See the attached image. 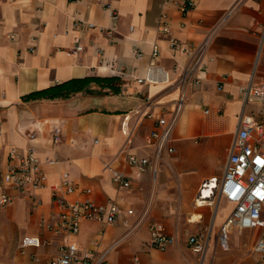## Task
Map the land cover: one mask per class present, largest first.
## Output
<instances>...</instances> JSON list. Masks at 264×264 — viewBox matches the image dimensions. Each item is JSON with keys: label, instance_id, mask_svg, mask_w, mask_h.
Instances as JSON below:
<instances>
[{"label": "crops", "instance_id": "1", "mask_svg": "<svg viewBox=\"0 0 264 264\" xmlns=\"http://www.w3.org/2000/svg\"><path fill=\"white\" fill-rule=\"evenodd\" d=\"M179 1L0 0V166L10 146L34 148L43 160H56L45 165L50 182L67 171L97 201L118 204L122 212L114 223L84 222L70 238L95 256L107 251L103 264L119 258L135 264V257L141 264H264L254 249L248 257L222 249L220 227L232 204L199 198L205 180L222 177L211 161L225 167L241 118H262V106L246 100L241 87L264 78V0H195L187 13ZM107 4L118 12L117 21ZM76 40L84 50L75 55ZM86 76L119 77L120 91L90 85L67 99L23 100ZM181 98L173 176L159 172L154 180L151 171L139 173L126 159L152 157L146 138ZM56 127L58 143L52 136ZM190 163L199 173H191ZM112 170L131 179L130 189L113 183ZM35 198L17 196L0 207V263L47 264L63 244L62 236L39 227L40 218L57 212L50 189H37ZM177 219L180 227L174 229ZM152 224L174 235L165 250L150 245ZM27 235H40L46 243L22 249ZM193 235L202 236L204 253L188 247Z\"/></svg>", "mask_w": 264, "mask_h": 264}, {"label": "built area", "instance_id": "2", "mask_svg": "<svg viewBox=\"0 0 264 264\" xmlns=\"http://www.w3.org/2000/svg\"><path fill=\"white\" fill-rule=\"evenodd\" d=\"M195 3V0L178 2L183 13H187ZM105 7L111 11L113 20L117 21L118 12L110 4ZM88 26L94 27V24L90 22ZM163 32H169L167 25H164ZM176 43L172 40L173 47H176ZM83 50L84 46L76 40L71 53L76 55ZM158 54L159 47L155 44L153 57L156 58ZM122 74L128 75L127 72ZM138 81L143 82V79L139 78ZM241 92L246 100L258 102L262 106V118L257 120L251 115L241 118L228 151L222 177L205 180L199 191L202 202L209 198H218L219 201L232 204V209L220 227L219 242L223 250L230 249V236L235 229L243 231L264 226V78L242 86ZM183 102L182 98L178 100L170 117H158L154 129L147 136V145L153 150L152 157L135 154L127 156V163L137 172L151 171L155 180L165 155L174 154L173 134ZM52 136L54 143L62 140L61 131L57 127L53 129ZM30 137L33 138L34 134ZM55 163V159L40 158L34 148L10 146L7 150V162L0 166V207H7L17 196H28L36 201L35 191L49 188L57 212L40 218L39 227L55 236H62L64 242L57 255L47 264H103L107 251L95 256L93 249H83L77 240L70 238L79 235L84 222H97L101 225L114 223L122 209L115 202L104 203L94 199L93 190L80 187L67 171L62 172L57 181L50 182L45 165ZM112 181L119 189L128 190L131 187V179L118 170H112ZM128 213L132 214L133 210L129 209ZM174 239V235L168 233L164 226H150V245L153 248L165 250ZM97 241H94V245L98 244ZM45 243L40 235H27L21 241V248H38ZM188 245L198 254L204 253L206 249L202 236L199 235L190 236ZM253 249L264 259V236L257 240ZM134 261L135 264H141L138 257Z\"/></svg>", "mask_w": 264, "mask_h": 264}, {"label": "trees", "instance_id": "3", "mask_svg": "<svg viewBox=\"0 0 264 264\" xmlns=\"http://www.w3.org/2000/svg\"><path fill=\"white\" fill-rule=\"evenodd\" d=\"M120 84L119 77L86 76L81 78H71L56 85L26 94L23 96V100L67 99L73 94L85 90L90 85L108 88L113 93H118L120 91Z\"/></svg>", "mask_w": 264, "mask_h": 264}, {"label": "rangeland", "instance_id": "4", "mask_svg": "<svg viewBox=\"0 0 264 264\" xmlns=\"http://www.w3.org/2000/svg\"><path fill=\"white\" fill-rule=\"evenodd\" d=\"M226 154L227 152L224 151L223 155L221 156L222 158V162H224L226 160ZM175 155L172 154L171 156H167L165 155V158L163 160V164L160 167V172L162 173H168L167 175H169L170 177L173 176V172H174V164H173V159ZM190 167V171L193 174H197L199 173V167L198 165H193L192 163L189 164ZM210 167H213L217 173V175L221 176L223 174L224 171V167L222 164H219L217 160L211 161V165ZM198 186V190H199ZM224 203V202H223ZM263 220H264V212H263ZM180 227V221L177 219V221L175 222L174 225V229H178ZM255 233V236L253 238L252 241L249 242V238L253 236V234ZM264 236V227H260L259 229H255V230H246L244 233H239L238 230L235 229V231H233L232 235H231V241H230V249L229 251L226 252H232V253H241L240 256H242L243 254L248 257L249 254H251L253 252V246L255 244V241L257 238ZM243 240L239 243H234L233 241L236 240ZM188 245V243H187ZM188 247H190L188 245ZM223 251V250H222ZM225 252V251H224ZM3 264V263H0Z\"/></svg>", "mask_w": 264, "mask_h": 264}, {"label": "bare ground", "instance_id": "5", "mask_svg": "<svg viewBox=\"0 0 264 264\" xmlns=\"http://www.w3.org/2000/svg\"><path fill=\"white\" fill-rule=\"evenodd\" d=\"M202 203V201L200 200ZM110 264H128V261L125 258H119L115 259L114 261L112 260Z\"/></svg>", "mask_w": 264, "mask_h": 264}]
</instances>
